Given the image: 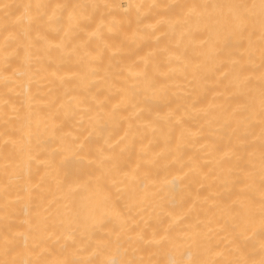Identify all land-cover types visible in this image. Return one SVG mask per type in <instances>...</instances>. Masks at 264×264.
Returning a JSON list of instances; mask_svg holds the SVG:
<instances>
[{
	"label": "bare ground",
	"instance_id": "bare-ground-1",
	"mask_svg": "<svg viewBox=\"0 0 264 264\" xmlns=\"http://www.w3.org/2000/svg\"><path fill=\"white\" fill-rule=\"evenodd\" d=\"M259 2L0 0V264H259Z\"/></svg>",
	"mask_w": 264,
	"mask_h": 264
},
{
	"label": "snow or ice",
	"instance_id": "snow-or-ice-1",
	"mask_svg": "<svg viewBox=\"0 0 264 264\" xmlns=\"http://www.w3.org/2000/svg\"><path fill=\"white\" fill-rule=\"evenodd\" d=\"M0 7L8 8L9 5H0ZM27 7H31V5H28ZM61 7V6H58ZM213 7L217 8H225L227 7L230 11L231 10H239L248 8L249 5L247 4H229V5H213ZM252 8H256L257 5L253 4L251 5ZM259 10H260V17H261V29L264 31V0H260L259 2ZM232 19H234L238 23L244 22V17L239 14L238 11H236L235 15L232 16ZM262 80H264V77H262ZM261 96H262V102H264V85H262L261 89ZM262 160V167H261V175H262V182L260 186V196H259V207L258 209L253 203H241L238 209H235V213L245 226L252 225L254 226L257 217H258V223H259V229H260V235H261V241H260V247L261 251L264 252V151H262L261 155ZM248 179L251 180V174H248ZM12 264H23V262L13 261ZM64 264H68V262H64ZM108 264H116L115 261H109ZM236 264H256L255 261H247V260H241L237 261ZM259 264H264V258H262L259 261Z\"/></svg>",
	"mask_w": 264,
	"mask_h": 264
}]
</instances>
